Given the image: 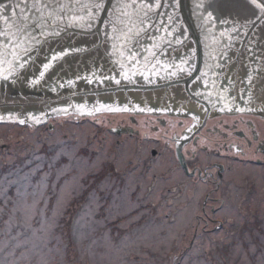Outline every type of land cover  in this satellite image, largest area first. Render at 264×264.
Returning <instances> with one entry per match:
<instances>
[{
	"label": "rangeland",
	"instance_id": "1",
	"mask_svg": "<svg viewBox=\"0 0 264 264\" xmlns=\"http://www.w3.org/2000/svg\"><path fill=\"white\" fill-rule=\"evenodd\" d=\"M130 116L140 121V127L134 128L139 129L144 141L139 135L130 137L112 132L111 126H118L121 119ZM95 117V123L93 118L81 123L59 118L52 122L51 128L42 123L0 126V166L14 164L13 175L26 177L28 174L30 161L15 164L22 155L34 151L43 153L42 150L59 146L56 155L44 157L32 170L36 173L48 168L49 175L55 176L54 182L43 179L42 189L36 191L33 199L22 189L24 201L19 209L24 223L30 226L41 210V226L34 233L32 241L35 243L22 257L24 264L52 261L51 253L39 250L37 243L47 246L51 239L61 241L64 225L68 223L61 222L73 198L82 207L71 229L74 243L71 254L75 264H216L211 258L219 252L217 248L233 242L228 254L230 261L219 260V264H252L255 246L248 251L236 240L249 212L253 218L258 216L264 220L263 167L256 161H238L234 173L227 174L234 182L228 187L229 197L225 195L224 199L228 197L226 205L216 213L209 205L207 211L213 214L215 222L210 224L209 219L204 218L200 229L195 231L197 216L205 213L199 205L207 187L189 178L177 165L173 153L167 149L161 152L163 146L156 147L158 155L152 156L151 148L155 145L148 135L149 138H161L162 133L168 135L165 124H159L155 116L147 123L145 116L129 112L101 113ZM152 125H156L158 131L151 130ZM184 125L188 124L182 127ZM62 158L66 159L65 165L57 167V161ZM63 176L70 177L59 189L49 213L47 201L52 196L46 193L48 184L49 190L57 194L56 184ZM9 189L10 186L6 192ZM10 199L8 192L0 203V209L9 210V214ZM42 200L44 205L40 207ZM217 220L222 221L218 230L213 228ZM203 226L208 232H203ZM61 228L64 229L60 231ZM5 246L1 244L0 251Z\"/></svg>",
	"mask_w": 264,
	"mask_h": 264
},
{
	"label": "flooded vegetation",
	"instance_id": "2",
	"mask_svg": "<svg viewBox=\"0 0 264 264\" xmlns=\"http://www.w3.org/2000/svg\"><path fill=\"white\" fill-rule=\"evenodd\" d=\"M145 1L147 4L149 2L153 4L155 0ZM171 1L174 3V0ZM45 2L47 10L41 13L35 9L36 14L28 15L27 22L38 28L36 29L38 38L44 35H57L56 25L62 21L66 22V25L76 24L79 21V26L86 29L95 26L100 20L101 13H98V10L101 7L96 8L94 5L99 3L102 6L103 3L102 0H45ZM112 2L111 11L117 14V17L109 16L105 22V31L116 37L105 42L106 48H110L107 51L110 57L101 56L103 51L100 49H93L99 43L95 41L93 35H74L70 40L74 46L82 50L89 48L92 50L87 54L68 57L63 63L64 66L58 65L54 67V71L61 69L74 79L78 75L76 68L81 69L85 74L89 73L86 71H95L101 65L102 70L90 73L95 84L93 86L97 87L94 89L122 85L139 87L86 97H90L89 105L92 108L102 109L99 111L140 114L148 119L147 123H151L150 119L155 116L159 124H165L168 135L162 133L161 138H148L155 145L151 148V153L155 151L154 156H157L156 147L163 146L161 152L167 149L173 153L176 156L177 165L189 178L206 184L204 200L199 205L205 213L198 215L197 218L199 223L202 221L204 223V218H207L208 222L213 224L214 216L207 211V207L211 205L212 211L216 212L217 209L224 208L226 205L229 197L228 187L234 182H232L233 178H227V174L234 173L236 167L234 165L241 160H250L256 161L259 167L264 168V22L254 25L257 15L261 12L244 0H221L220 3H216V0H193L196 13L200 15V24L196 25L203 54L200 73L188 85L184 83L153 89L150 87L190 76L197 65V47L194 41L188 40V34L186 42L183 43L184 48L182 44L173 45L177 51V55L173 58L175 61L173 65L179 69L178 72L184 70L183 73H188L176 75V79L174 76L159 84L157 78L164 75L161 70L165 64L157 61L154 65L146 67L144 62L140 63V60H145L149 52H155L154 48L158 45V40L166 36V31H157L160 28L158 24H146L144 30L130 31L123 28V24L117 26L120 13L124 12L128 6L140 11L144 2L143 0ZM61 4L65 5L63 11L60 9ZM48 5L51 8H48ZM54 6L57 11L52 9ZM151 9L152 7H148L144 15H149ZM217 9L220 10L218 14ZM49 11L53 15H48ZM10 12V8H6L3 15L11 18ZM176 13L178 18L180 15L178 9ZM73 16L83 17V19L73 20ZM200 25H202L201 28ZM42 26H46L43 28L46 32L39 31ZM185 30L186 28L183 27L181 31ZM2 38L0 37V40ZM134 39H137V43H133ZM27 42L32 45L35 39ZM55 42L51 40L45 43L41 50L42 56L35 62L36 66L43 67L51 63L45 57L53 52ZM6 53L8 54V51ZM2 59L10 61L9 55L3 56ZM169 70L174 71V68L171 67ZM5 76L7 79L4 78ZM5 76L0 78V96H6V100L9 101L10 73ZM114 78L115 81L112 82ZM76 88L74 86L73 89L76 91ZM103 95L105 97H102ZM78 96L85 97L75 95L66 100L70 105H74ZM0 106L6 107L9 114L13 109L10 108V101L1 103ZM49 106L36 104V106L28 105L19 108H25L30 112L31 109L39 107L41 111L32 115L24 111V114L37 118L36 116L47 117ZM4 107H1L2 111ZM17 112H20V117H26L21 111ZM5 118L6 115L3 119ZM174 119H177V122ZM139 123L138 118L130 116L121 119L118 126H111V130L120 127L118 130L124 133L123 135L135 137L140 134L139 129L134 128L137 126L139 128ZM184 123L188 125L182 127ZM177 129L182 130L179 133ZM151 130L158 131V127L152 125ZM140 140L144 141V138L140 137ZM202 155L205 156L202 157ZM203 158L207 159L203 160ZM185 165L188 167V172L185 170ZM225 195L228 196L226 199H224ZM221 222L218 221L219 224Z\"/></svg>",
	"mask_w": 264,
	"mask_h": 264
},
{
	"label": "trees",
	"instance_id": "3",
	"mask_svg": "<svg viewBox=\"0 0 264 264\" xmlns=\"http://www.w3.org/2000/svg\"><path fill=\"white\" fill-rule=\"evenodd\" d=\"M58 151L59 146L56 145L50 148V150H42L43 153L40 151L28 152L22 155L23 158L19 157L15 161V164L19 162L25 163L27 160L30 161V166L26 171V173H28L27 176L31 175L29 179H27V176L22 177L24 174H11V168L14 164L6 163L0 166V203H2V198L4 199L8 192L11 197L10 214L9 210L0 209L2 212V217H0V245L6 244V246L0 251V264H8L9 262L11 264H24V259L22 258L23 255L26 254L28 250L31 249V245L35 243L32 241V239L34 233L41 226V210L39 209L38 216L35 218L32 224L27 226L21 218L22 216L19 206L24 201L23 190L26 191V193H28V195L33 199L36 195V191L42 189L41 183L43 179L47 178V180H49L48 183L50 181L54 182L55 176L49 175L47 172L48 168L40 169L36 173H33L32 170L40 164L44 157H49L50 155L54 156ZM65 163L66 159L62 158L59 160V162L57 161L56 166L61 167L65 165ZM69 177L63 176L59 178L56 184V189L58 190L57 194H54L49 190L50 185L48 184L46 193L47 195L52 196L48 198L47 201V210H49V213L55 205V200L57 199V196L60 192L59 189ZM28 180L29 184H27ZM9 186L10 189L8 192H6V189ZM45 198H43V200ZM43 200L40 203V207L44 205ZM70 203L71 205L66 210V213L68 212V214H65V220L61 222L63 225L65 222H68L64 225L65 229H60V231L63 229L65 230L63 233L64 237L61 239V241L59 242L55 239H51L47 246L36 242L38 244L39 250L45 249L51 253L52 261L49 264H75V262H73V255L71 254L74 253V248L70 237L72 236L71 229L75 221V216L79 213L82 207L81 205L78 206V204H76V200L74 198L70 201ZM252 216L253 214L249 212L247 215V220L245 221L241 230L239 240H236V243L238 241L241 242L244 248L248 249V251L251 250L250 247L255 246L253 250L254 254H251L252 264H264V220L258 218V216H255L254 218ZM11 217L12 220L10 221ZM59 228L60 226L56 229L58 232ZM247 230L250 232H247ZM233 243L225 245L221 248H217L219 252L214 254V257L211 258V261L215 262L216 264H219V260L230 261L228 254L231 247L233 246Z\"/></svg>",
	"mask_w": 264,
	"mask_h": 264
},
{
	"label": "water",
	"instance_id": "4",
	"mask_svg": "<svg viewBox=\"0 0 264 264\" xmlns=\"http://www.w3.org/2000/svg\"><path fill=\"white\" fill-rule=\"evenodd\" d=\"M10 1H14V0H0V9L3 6H5L7 3H9ZM102 1H103V3H102V6H101V9L98 10V13L99 12L100 13L102 12L103 14H102L101 19L97 22V24H98L97 29L94 28V27H91V28H88L90 30H79V29H75V28H71L70 27V28H66L67 33H77V34L93 35V34H96L97 32H99L100 31V28L102 27V25H103V23H104V21L106 19V16L108 14V11L110 12L111 9H112L111 8L112 7L111 6L112 0H102ZM150 1H152V0H150ZM160 1L161 0H155L153 2V4H150V2H149V4H147V5H151V7H154L155 8V7H158V5L160 4ZM188 1H189V4H190V0H178V6H179L180 12H181V14L183 16V22H184V24H185V26L187 27L188 30H185V31H181L180 32V30H179L180 28L178 27V25L181 24V23L180 22L173 23V21H172L173 20V16H175L177 13L175 14V11H174V14L175 15H173L171 13V11L167 10L168 8H170V5H166L165 6V10H167V12L164 10V12H162V14H161V17L159 18V25L160 26H163L164 28L163 27H161V29L158 28L157 31L158 30H159V32L166 31L165 32V35L167 36V38H165L163 40V42H162V40H159L161 43H164V42L169 41V40H170V42L182 43L187 38V33H189V38L188 39H190V40L192 39L194 41V43H196V46L198 48L197 51H196L197 68H196L195 72H193V74H191L190 77H188L186 79H183L181 81H171L169 83L162 84V85H157V86H152L150 88L159 89V88H163V87H167V86H173V85L180 84V83H185V84L188 85L192 81V79H194L195 77H197V75L200 72L201 63H202V59H203V54H202L201 45L199 43L200 39H199L198 35L196 34L195 20L193 19V17L190 14L189 6H188ZM193 5H194V3L191 2V8H192V10L194 11V13L196 15V10H195V7ZM161 6L164 7V3H162ZM219 12H220V10L217 9V14ZM122 13L125 14V15H119V19H124L123 23H125V25L127 27H130L133 30H139V29L143 28V26L140 23L143 22L144 20H147L148 22H151L152 19H153V17H149L147 19L141 20V19H139L140 16H141L140 13H133V12L132 13H126V11H124ZM262 15L264 16V13H262ZM198 16H200V15H198ZM198 16H197V18H198ZM179 19L181 20V17ZM257 23H259V21ZM44 27H46V26H42V29L39 28V31H45L43 29ZM141 30H143V29H141ZM169 30H175V31L172 32V34H168V31ZM32 31L33 32H36L34 30H32ZM140 61H141L140 63H143L144 62V64H146V63H148L149 65L151 64V61H147L146 59L145 60H140ZM70 64H73V63L70 62ZM75 65H77V63H75ZM72 66L75 69L74 65H72ZM72 71H74V70H72ZM30 75H31V73H30ZM34 75H37V73H34ZM68 79H69V77H68ZM23 81L28 85V88L25 89L22 86L19 89H13V87H11V90H10V99H9L10 103L14 102L16 99H19V98H21V99L19 100V103L18 104H22L25 101H29L30 103H34L35 102L34 100H32V98L36 97V96H33V94H35V92L37 90H39V87L36 86L35 80L34 79H24ZM10 82H12V83L15 82V79L14 78H10ZM119 87H120V90H126V91L128 90V86L122 85V86H119ZM59 88L60 89H64V86H60ZM36 94H37V92H36ZM6 98H7L6 96H0V104L1 103H9V101H7ZM76 101H78L79 103H81V106L83 108L91 107L89 104H87V103H91V99L90 98L83 97V96H78L76 98ZM85 102H87V103H85ZM59 106H61V104ZM1 107H4V106H0V116L1 115H4V116L6 115V118L4 119L6 122H10V121L22 122L21 121V118H23V117H20V115H19L20 112H17V111H21V113L23 114V116H27V114H24V111H26L28 114H30V113L35 114V113L41 111V110H39V107H36V111L37 112L36 111H33V110H30V112H28L25 108H22L21 109V108L18 107V108L15 109L16 110L15 112H17V113L12 114V112H10V114H9L7 112L9 110L6 111V107L3 108V111L4 112L1 110ZM48 111H49V109H48ZM3 113H5V114H3ZM93 113H95V112H93ZM105 113H108V112H105ZM42 115L43 114L41 113V116ZM36 117H38V116H36ZM42 119L43 118H39L38 119V118L28 117V118H24L25 122L24 123H21V124H17L15 122H12V123L10 122V123H6V124H0V126H5V125H22V124L23 125H28L27 123H29V125H32V124H41L42 123ZM56 119H59V118H56Z\"/></svg>",
	"mask_w": 264,
	"mask_h": 264
},
{
	"label": "snow or ice",
	"instance_id": "5",
	"mask_svg": "<svg viewBox=\"0 0 264 264\" xmlns=\"http://www.w3.org/2000/svg\"><path fill=\"white\" fill-rule=\"evenodd\" d=\"M249 2L254 5L261 13H264V0H249ZM143 7H148L147 4L142 5ZM31 7L36 9L37 12L43 13L44 10H47V5L42 4L41 0H32ZM65 5L61 4L60 9L63 11ZM84 7H89L88 5H84ZM94 7L99 8L101 5L99 3L95 4ZM16 9H19V17L20 19L17 20V13L15 10L12 11V17L9 18L3 14H0V23L3 24V28L0 29V37L5 38V40L0 41V57H3L5 53L8 51L9 48L12 49V56L13 58L16 57L15 48L18 47V39L21 35H27L26 28H27V21L29 20V16L25 14V8L21 7V3L17 2L15 5ZM48 15H53L51 11L48 12ZM73 20H82L83 17H72ZM57 57H53L56 59ZM8 63L12 64V61H5L0 59V64ZM44 69L47 70L50 67V64H45ZM41 77L44 75L41 72ZM7 79V76L4 77Z\"/></svg>",
	"mask_w": 264,
	"mask_h": 264
}]
</instances>
